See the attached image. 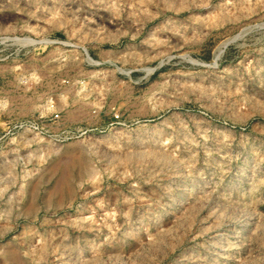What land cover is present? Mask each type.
Wrapping results in <instances>:
<instances>
[{"label":"rangeland","instance_id":"374dc122","mask_svg":"<svg viewBox=\"0 0 264 264\" xmlns=\"http://www.w3.org/2000/svg\"><path fill=\"white\" fill-rule=\"evenodd\" d=\"M0 264H264V0H0Z\"/></svg>","mask_w":264,"mask_h":264}]
</instances>
